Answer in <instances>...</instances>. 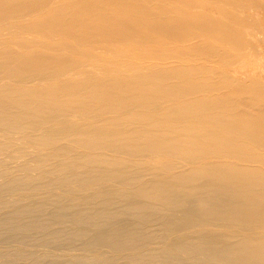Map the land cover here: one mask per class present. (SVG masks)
I'll list each match as a JSON object with an SVG mask.
<instances>
[{
  "label": "bare ground",
  "instance_id": "1",
  "mask_svg": "<svg viewBox=\"0 0 264 264\" xmlns=\"http://www.w3.org/2000/svg\"><path fill=\"white\" fill-rule=\"evenodd\" d=\"M0 264H264V0H0Z\"/></svg>",
  "mask_w": 264,
  "mask_h": 264
}]
</instances>
